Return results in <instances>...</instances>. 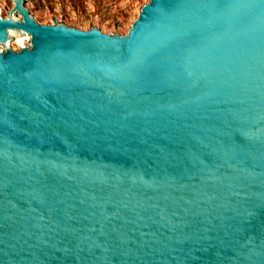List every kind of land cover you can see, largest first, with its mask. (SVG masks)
Returning <instances> with one entry per match:
<instances>
[{
  "label": "water",
  "instance_id": "water-1",
  "mask_svg": "<svg viewBox=\"0 0 264 264\" xmlns=\"http://www.w3.org/2000/svg\"><path fill=\"white\" fill-rule=\"evenodd\" d=\"M26 1L0 15V264H264V0H149L122 35Z\"/></svg>",
  "mask_w": 264,
  "mask_h": 264
},
{
  "label": "rangeland",
  "instance_id": "rangeland-1",
  "mask_svg": "<svg viewBox=\"0 0 264 264\" xmlns=\"http://www.w3.org/2000/svg\"><path fill=\"white\" fill-rule=\"evenodd\" d=\"M149 0H27L26 6L39 23L55 24L58 22L84 30L89 26L101 29L105 33L127 34L132 22L139 16L140 8ZM14 6L13 0H0V15L8 16L7 9ZM18 15V13H17ZM90 22V24H89ZM114 22L116 25L114 24ZM29 36V39L26 38ZM22 41L28 43L30 35H22ZM10 46L19 50L21 47L10 39ZM25 44V45H26ZM4 48V44H0Z\"/></svg>",
  "mask_w": 264,
  "mask_h": 264
},
{
  "label": "bare ground",
  "instance_id": "bare-ground-1",
  "mask_svg": "<svg viewBox=\"0 0 264 264\" xmlns=\"http://www.w3.org/2000/svg\"><path fill=\"white\" fill-rule=\"evenodd\" d=\"M26 38H28V39H29V36H27Z\"/></svg>",
  "mask_w": 264,
  "mask_h": 264
}]
</instances>
